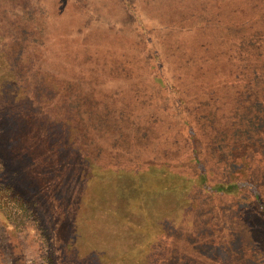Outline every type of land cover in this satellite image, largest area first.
<instances>
[{
	"label": "rangeland",
	"instance_id": "rangeland-1",
	"mask_svg": "<svg viewBox=\"0 0 264 264\" xmlns=\"http://www.w3.org/2000/svg\"><path fill=\"white\" fill-rule=\"evenodd\" d=\"M261 203L264 0H0V264H264Z\"/></svg>",
	"mask_w": 264,
	"mask_h": 264
},
{
	"label": "trees",
	"instance_id": "trees-1",
	"mask_svg": "<svg viewBox=\"0 0 264 264\" xmlns=\"http://www.w3.org/2000/svg\"><path fill=\"white\" fill-rule=\"evenodd\" d=\"M178 101H179V103L181 102L180 97L178 98ZM192 139L194 140V137ZM193 155H194V157H193L194 160L197 162V164L201 168V160H200V156L198 154V150H197L196 146L193 149ZM205 179H206L205 172H204V170L200 169V171H199V180L201 181V184L203 186H206V180ZM248 185L249 184L247 182H245V181H240V182L237 181L235 183L233 182V183H230V184H218V185H215V186H217L216 190L230 192V191L235 190L236 188L245 187V186H248ZM208 188L210 189V186ZM257 197L258 196L256 195V198ZM261 205H262V211L264 213V203H261Z\"/></svg>",
	"mask_w": 264,
	"mask_h": 264
}]
</instances>
